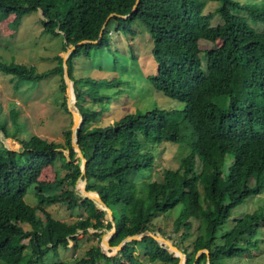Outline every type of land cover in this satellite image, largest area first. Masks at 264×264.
Masks as SVG:
<instances>
[{"label": "trees", "instance_id": "1", "mask_svg": "<svg viewBox=\"0 0 264 264\" xmlns=\"http://www.w3.org/2000/svg\"><path fill=\"white\" fill-rule=\"evenodd\" d=\"M209 2L214 8L205 12ZM36 10L42 14V32L62 36L64 51L83 40H98L78 45L66 64L83 118L77 142L87 160L86 190L99 194L112 211L113 222L107 218L104 225L88 217L67 223L44 209L69 198L76 201L81 171L71 129L63 131L62 143L33 135L18 141L19 150H9L0 141V264H40L89 228L96 230V236L115 228L109 243L116 246L127 236L159 231L153 219L178 205L183 208L172 231L182 233L173 244L185 255L184 264H230L252 251L258 252L256 263L264 264V203L223 228L233 209L264 192V0H0V18L14 15L16 24ZM110 14L114 15L108 18ZM217 19L218 23L212 22ZM135 26L146 28L154 45L157 67L148 78L150 85L183 107L131 112L113 123L92 126L102 110L87 103L109 100L100 87L121 81L75 78L74 62L108 47L111 28L133 36ZM200 40L214 46L201 51ZM53 60L56 64L40 73L25 64L0 61V72L13 76L16 84L58 76L64 95L63 59L56 55ZM61 105L70 115L65 97ZM0 131L8 136L1 124ZM162 144L187 153L176 168L162 169L160 179H155L154 151ZM57 160L65 173L41 181L42 169ZM31 187L35 206L25 201ZM195 189L200 191L199 210L192 231L189 196ZM83 203L92 215H107L95 201L84 198ZM188 238H193L190 249L184 245ZM203 249L208 255L203 252L195 259ZM141 250L148 262H179L152 237L143 236L126 243L114 256L97 246L72 262L54 264H146Z\"/></svg>", "mask_w": 264, "mask_h": 264}, {"label": "rangeland", "instance_id": "2", "mask_svg": "<svg viewBox=\"0 0 264 264\" xmlns=\"http://www.w3.org/2000/svg\"><path fill=\"white\" fill-rule=\"evenodd\" d=\"M262 1V0H255ZM214 3L209 2L205 8V12L214 8ZM42 14L40 10L31 11L25 14L16 24L14 15H5L0 18V61L15 62L31 66L38 73L53 67L56 62L53 57L60 55L63 57L62 36H53L42 32L41 23ZM213 23H218L213 20ZM135 34L122 35L114 31H109V45L101 52H92L89 58L79 57L74 62L73 75L79 77H93L99 79H120L121 83L110 87H100V92L109 95V100L103 103L90 101L87 103L94 110H102L101 115L91 123L92 126H104L118 120L125 114L152 108L176 109L182 108L180 103L172 98L164 96L152 88L148 78L156 71L157 63L152 54L154 49L153 42L146 28L139 26L134 27ZM58 32V31H57ZM214 45L208 41L200 40L199 47L201 51L212 48ZM162 54H168L164 49H159ZM112 52H114L112 54ZM218 74H221L219 71ZM13 76L0 72V124L6 130L5 136L0 131V141L3 146L12 150L21 148L18 141H27L31 136L38 135L48 141L64 142L63 131L73 129L74 119L72 113L70 115L61 105L63 98L67 100L68 92L63 95L60 91V81L58 76H51L42 81L20 82L16 84ZM217 83L212 85L214 89ZM100 110V111H101ZM15 116V120L12 117ZM8 140L15 142L11 147ZM160 150L154 151L155 164L153 178L160 179L162 169L166 167L176 168L180 157L187 153L186 149L181 147H173L169 145H160ZM67 150L64 154L67 155ZM76 158L79 156L76 154ZM156 172H159L156 174ZM65 170L62 168L59 160L53 166L44 167L40 173L41 181H53L57 175L62 176ZM152 174V173H150ZM139 178V177H138ZM76 201L67 199L66 201L55 204L46 205L44 209L57 220L72 223L81 218H90L91 221L99 219L101 223L106 224L110 215L107 212L105 217L94 216L87 204L83 203L85 195L75 185ZM199 189H195L189 196L190 198V220L194 225L192 231H195L197 225V215L199 203L197 201ZM82 197V199H78ZM264 192L253 199H247L245 203L236 207L232 211L229 221L223 226L227 229L236 218H240L243 214L251 213L258 206L264 203ZM25 201L31 206L36 205V197L33 188H29L25 195ZM82 202V203H81ZM96 206L105 210L104 207ZM183 206L178 205L174 209L159 214L153 219L155 228L159 231L152 232L157 236H163L172 243L179 239L182 231L174 233L173 222L178 217ZM37 215L43 217L40 211ZM264 225V224H263ZM104 231V230H103ZM163 231L167 234L163 235ZM110 231H104L101 236H96V230L89 228L86 231H79L76 234V242L71 240L67 248H60L56 252L49 253L40 264H54L59 261H74L77 258L92 253L97 246L102 245V239L107 237ZM260 234V233H259ZM111 239V238H110ZM193 238L184 241L189 249L191 248ZM110 241V240H109ZM102 250V249H101ZM103 253L107 251L102 250ZM260 253V252H259ZM261 253L264 256V245L261 247ZM202 251H198L196 256L199 257ZM258 252L252 251V254H243L238 256L230 264H257L255 257L258 258ZM261 254V255H262ZM111 254L109 256H114ZM141 259H144V253L139 252ZM146 264L152 263L144 259Z\"/></svg>", "mask_w": 264, "mask_h": 264}, {"label": "water", "instance_id": "3", "mask_svg": "<svg viewBox=\"0 0 264 264\" xmlns=\"http://www.w3.org/2000/svg\"><path fill=\"white\" fill-rule=\"evenodd\" d=\"M138 2V0H136V3ZM135 8V5L133 6V9ZM114 14H110L108 16V18L110 16H112ZM123 17H127L123 16ZM105 26V23L104 25ZM102 31H103V27L100 31L99 34V38L102 35ZM98 40L95 41H90V40H83L80 41L78 43H76L75 45L71 46L70 48H68L62 59H63V79L67 88V92H68V96H67V100H66V104H67V109L70 113H72L73 119H74V126L73 129L71 130V145L72 148L74 149V151L76 152V154L79 156L80 158V171H81V177H79L76 180V187H78L79 182L83 183V189L80 190L86 198H89L93 201H95V203H98V206H102L104 207V209L109 213L110 215V220L113 222V217H112V211L106 207L101 199V197L99 196V194L96 191H87L86 190V171H85V164H86V158L84 157L82 151H81V147L79 146L78 142H77V138H78V134L80 131V127L83 121L82 115L80 114L79 109L76 106V92H75V88L73 85V81L69 78L68 75V71H67V64H66V60L68 58V55L80 44L83 43H95ZM78 119V123H76V120ZM8 148V147H6ZM9 150H12L10 148H8ZM79 188V187H78ZM95 193V196H91L88 193ZM78 199H82V197H79ZM114 225V224H113ZM115 233V228H112L110 230V232H108L107 237L102 239V245H101V249L107 251V253H105L107 256L111 255V254H116L119 250H121L123 248V246L132 241V240H139L141 239L143 236H150L152 237L154 240H156V242L160 245V247L164 250H167L171 256L173 257H177L179 258V262L178 264H184L185 263V255L183 254V252L177 247L175 246L169 239L164 238L163 236H157L154 233H152L151 231H144L142 233L139 234H134L131 236H127L126 238H124L119 244H117L116 246H111L109 243L110 238L112 237V235ZM202 251V253H206L208 255V251L206 249L203 250H199ZM197 258V256L195 257V259ZM206 264H209V262L207 261Z\"/></svg>", "mask_w": 264, "mask_h": 264}, {"label": "bare ground", "instance_id": "4", "mask_svg": "<svg viewBox=\"0 0 264 264\" xmlns=\"http://www.w3.org/2000/svg\"><path fill=\"white\" fill-rule=\"evenodd\" d=\"M78 119H79V118H77L76 123H78ZM78 187H79L80 190L83 189L82 186H81V182H79ZM88 194L91 195V196H95V193H91V192H90V193H88Z\"/></svg>", "mask_w": 264, "mask_h": 264}]
</instances>
